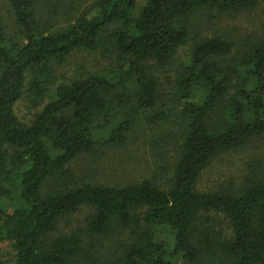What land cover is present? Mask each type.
I'll list each match as a JSON object with an SVG mask.
<instances>
[{
  "label": "trees",
  "instance_id": "trees-1",
  "mask_svg": "<svg viewBox=\"0 0 264 264\" xmlns=\"http://www.w3.org/2000/svg\"><path fill=\"white\" fill-rule=\"evenodd\" d=\"M6 1L23 36L10 43L0 31V243H10L14 264H86L100 248H117L119 264H264V178L237 190L198 188L219 155L264 136V41L230 64L234 43L201 39L178 68L182 151L167 187L76 185L69 168L99 146L124 144L135 122L115 101L157 105L148 62L172 65L197 14H239L264 0H145L137 14L139 0H94L54 31L34 0ZM73 53L116 55L119 65L56 84ZM26 92L51 96L30 122L16 112ZM82 207L86 227L62 230ZM212 215L229 229L209 225ZM0 264H8L1 248Z\"/></svg>",
  "mask_w": 264,
  "mask_h": 264
},
{
  "label": "rangeland",
  "instance_id": "rangeland-1",
  "mask_svg": "<svg viewBox=\"0 0 264 264\" xmlns=\"http://www.w3.org/2000/svg\"><path fill=\"white\" fill-rule=\"evenodd\" d=\"M34 1L42 24L49 31L67 26L71 22V13H85L94 4V0ZM144 3L145 0L138 1L135 14ZM0 31L4 32L10 43L23 41L22 33L15 25L12 8L6 0H0ZM191 35L188 46L179 51L172 65L162 67L155 62H148L150 73L160 83L159 102L154 108H135L133 104L118 108L117 102L113 103L116 112L128 111L135 125L121 146H99L92 154L79 155L69 164L76 185L124 186L151 180L160 187H167L182 151L181 105L176 85L178 68L190 57L193 47L201 39L213 37H225L234 43L233 54L227 60L230 64L239 63L249 47L264 41V1L239 14L201 11L193 18ZM115 65H119L116 55L73 53L65 64L56 68V84L78 73L112 70ZM49 97L46 95L37 101L34 94L26 92L17 104L19 118L24 122L32 121L35 114L50 100ZM160 112H164L166 118H159L157 115ZM257 178H264V136L253 138L243 147L219 155L203 172L198 188L204 192L237 190ZM1 206L12 208L7 202ZM89 215L90 208L82 207L63 219L60 228L65 231L85 228ZM212 217L213 222L209 225L216 229H229L228 221L223 216ZM0 248L8 264H14L10 243L2 242ZM117 252V248H100L96 253L92 252L95 255L86 264H119L115 256Z\"/></svg>",
  "mask_w": 264,
  "mask_h": 264
}]
</instances>
